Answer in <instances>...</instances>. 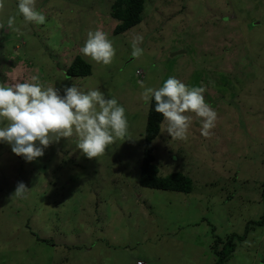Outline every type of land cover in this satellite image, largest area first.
<instances>
[{
	"label": "rangeland",
	"instance_id": "obj_1",
	"mask_svg": "<svg viewBox=\"0 0 264 264\" xmlns=\"http://www.w3.org/2000/svg\"><path fill=\"white\" fill-rule=\"evenodd\" d=\"M114 1L37 0L44 24L25 22L18 0L0 12V23L15 17L0 29V83L38 71L61 95L72 84L99 89L129 123L128 139L97 158L75 136L31 162L0 143V264H215L229 236L223 264H264V0H145L142 21L119 34ZM96 29L113 42L110 65L80 52ZM137 35L144 51L134 58ZM77 55L91 74H66ZM168 77L204 87L218 113L210 136L192 114L187 140L160 131L152 141L159 174L185 173L188 193L139 183L149 107L140 82L159 88Z\"/></svg>",
	"mask_w": 264,
	"mask_h": 264
},
{
	"label": "clouds",
	"instance_id": "obj_2",
	"mask_svg": "<svg viewBox=\"0 0 264 264\" xmlns=\"http://www.w3.org/2000/svg\"><path fill=\"white\" fill-rule=\"evenodd\" d=\"M37 0H18V9L27 23L44 24L45 15L36 7ZM6 0H0L3 12ZM12 29L15 17L7 24ZM18 34L23 33L16 28ZM144 37L137 35L133 41L132 57L143 55ZM80 52L96 63L110 65L116 55L108 33L101 29L89 31ZM142 101L160 113L171 138L187 140L193 115L202 123L201 134L211 135L218 113L205 100V88L190 86L177 77H168L159 88L147 87L140 82ZM6 122V123H5ZM126 109L116 98H105L99 89L81 90L75 84L64 87L63 95L53 86L44 87L37 71L28 81L13 84L0 83V143L11 146L14 154L31 162L44 155L45 149L63 138L76 137V147L87 158L103 155L116 140L128 138ZM27 187L19 183L15 195L23 198Z\"/></svg>",
	"mask_w": 264,
	"mask_h": 264
},
{
	"label": "trees",
	"instance_id": "obj_3",
	"mask_svg": "<svg viewBox=\"0 0 264 264\" xmlns=\"http://www.w3.org/2000/svg\"><path fill=\"white\" fill-rule=\"evenodd\" d=\"M145 0H115L112 4L111 15L119 19L114 28V34H119L142 21ZM91 65L82 57L76 56L66 74L70 76H85L91 74ZM164 118L155 111V102L148 107L146 126L143 135L142 158L140 163L139 183L144 187L180 191L188 193L193 188V180L181 171H175L168 175H160L159 167L155 163V154L152 141L159 136ZM264 193V190H263ZM262 220L256 221L260 225ZM239 239L243 240L241 236ZM233 236H229L223 242L222 249L218 251L215 264H223L227 261L234 247Z\"/></svg>",
	"mask_w": 264,
	"mask_h": 264
}]
</instances>
